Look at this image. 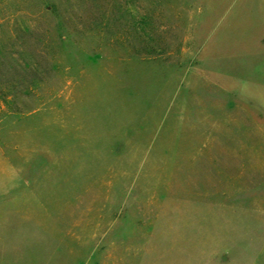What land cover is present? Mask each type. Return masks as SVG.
Wrapping results in <instances>:
<instances>
[{"label": "rangeland", "instance_id": "1", "mask_svg": "<svg viewBox=\"0 0 264 264\" xmlns=\"http://www.w3.org/2000/svg\"><path fill=\"white\" fill-rule=\"evenodd\" d=\"M0 264H264V0H0Z\"/></svg>", "mask_w": 264, "mask_h": 264}]
</instances>
